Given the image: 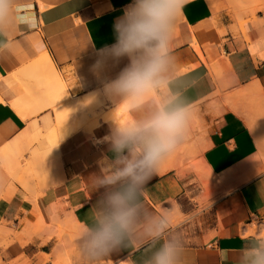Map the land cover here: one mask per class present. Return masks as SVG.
<instances>
[{
    "label": "crops",
    "instance_id": "crops-1",
    "mask_svg": "<svg viewBox=\"0 0 264 264\" xmlns=\"http://www.w3.org/2000/svg\"><path fill=\"white\" fill-rule=\"evenodd\" d=\"M131 2L14 0L0 28V264H85L77 238L112 126L175 106L191 112L186 138L147 184L134 235L102 264H145L169 237L184 243L182 264H253L264 250V2L187 0L176 61L135 107L103 95L92 70ZM169 209L171 231L152 240Z\"/></svg>",
    "mask_w": 264,
    "mask_h": 264
},
{
    "label": "clouds",
    "instance_id": "clouds-1",
    "mask_svg": "<svg viewBox=\"0 0 264 264\" xmlns=\"http://www.w3.org/2000/svg\"><path fill=\"white\" fill-rule=\"evenodd\" d=\"M187 0H132L114 24L115 43L97 50L92 65L101 80L103 95L121 102H135L157 88L176 61L173 55L177 20ZM14 0H0V28L15 14ZM127 63L115 77L104 73L110 64ZM191 112L188 107H161L143 120L115 124L107 137L109 157L94 175L100 193L83 224L77 246L85 264H102L103 258L125 248L134 235L142 197L161 164L184 142ZM107 168V171L103 169ZM103 189V191H101ZM168 215L153 220L147 230L159 241L171 231ZM154 247V245H153ZM184 243L166 238L145 264H182ZM253 264H264V250L254 249Z\"/></svg>",
    "mask_w": 264,
    "mask_h": 264
},
{
    "label": "rangeland",
    "instance_id": "rangeland-1",
    "mask_svg": "<svg viewBox=\"0 0 264 264\" xmlns=\"http://www.w3.org/2000/svg\"><path fill=\"white\" fill-rule=\"evenodd\" d=\"M233 1H236L238 4H242L243 2H247L248 6H252L253 8L263 6L262 3L264 2V0H233ZM258 226H260V227L262 226L263 233H264V220H263L262 224L259 223ZM106 264H107V262H106Z\"/></svg>",
    "mask_w": 264,
    "mask_h": 264
},
{
    "label": "bare ground",
    "instance_id": "bare-ground-1",
    "mask_svg": "<svg viewBox=\"0 0 264 264\" xmlns=\"http://www.w3.org/2000/svg\"><path fill=\"white\" fill-rule=\"evenodd\" d=\"M254 92V91H253ZM255 93V92H254ZM254 122V121H253ZM251 123V122H250ZM253 124V123H252ZM252 126V125H251ZM261 167V166H260ZM260 171H261V169H260Z\"/></svg>",
    "mask_w": 264,
    "mask_h": 264
}]
</instances>
